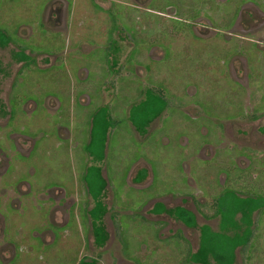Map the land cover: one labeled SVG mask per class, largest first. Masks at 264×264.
<instances>
[{
    "label": "flooded vegetation",
    "instance_id": "obj_1",
    "mask_svg": "<svg viewBox=\"0 0 264 264\" xmlns=\"http://www.w3.org/2000/svg\"><path fill=\"white\" fill-rule=\"evenodd\" d=\"M11 1L20 5L23 0ZM26 1L21 6L27 12L28 7L35 9L36 20L8 30L0 28V264L13 263L16 245L28 225L34 226L29 234L48 245L59 239L58 227L70 224L73 230L63 241L73 246L83 243L72 264H159L164 260L174 264H238L239 259L247 264L256 254L264 258V119L250 117V108L245 109L250 104L242 101L234 123L211 124L206 120L201 125L195 104L184 109L173 100L171 87L178 80V70L185 74L186 66L176 64L174 68L170 45L167 50L152 46V51L133 54L130 32L108 26L107 13L117 0H35L34 6L28 1L29 5L22 4ZM125 1H132L135 8L143 5L142 0ZM260 3L243 0L237 6L235 22L222 32L206 8L187 29L203 40L221 39L223 70H218L220 62H206L203 67H217L208 72L218 76V87L229 81L244 83L234 93L237 98H250L246 41L251 36L259 48L262 46L260 52L264 51L260 45L264 40V6ZM88 5L95 11L90 16L100 9L106 16L102 20L107 39L103 44L106 71L111 75L112 70L117 77L133 67L135 77L144 85L135 87L138 92L143 90L139 99L124 101L125 96L106 83L107 91L91 95L89 100L84 93L78 96L77 81H73L70 93L64 94L59 68L76 60L87 67L94 58L79 33L75 35L78 39L70 37L75 33L72 21L77 9ZM45 28L57 37L55 49L32 48ZM65 35L71 38L69 44L61 43ZM71 53H75L73 59L67 57ZM195 63L196 67L187 68V74L192 71L194 76L199 62ZM173 69L177 70L174 75ZM31 72H38V76ZM72 103L92 107L89 111L81 107L89 117L87 131L72 125L77 118ZM176 109L190 118L185 126L188 133L178 135L184 142L183 150L190 147L184 155L189 186L153 192L150 189L159 177L156 162L172 157L171 125ZM169 123L170 134L165 128ZM126 135L131 138L128 143L122 142ZM71 143L76 144L74 158L70 156ZM124 144L130 145L127 157L121 147ZM141 144L154 148L157 154L161 144L165 156L161 152V157L149 158L141 151ZM220 148L232 156L223 161ZM52 150L68 156L60 176L46 167ZM121 156L127 159L126 169L116 164ZM26 206H33L32 213L25 215ZM130 228L144 230L151 235L147 238L150 242L136 244L137 249L130 251V244L122 238ZM71 233L77 237L75 241ZM28 242L37 244L34 239Z\"/></svg>",
    "mask_w": 264,
    "mask_h": 264
},
{
    "label": "rangeland",
    "instance_id": "obj_2",
    "mask_svg": "<svg viewBox=\"0 0 264 264\" xmlns=\"http://www.w3.org/2000/svg\"><path fill=\"white\" fill-rule=\"evenodd\" d=\"M14 1H17V0H14ZM27 1L32 3L33 6L36 5L35 0H27ZM27 1L22 4L29 5ZM88 1L93 2L95 0H88ZM147 1L148 0H142L143 5L136 7V8L134 7L132 1L131 2L128 1L126 4H123L121 2H117V3L113 2V7L107 13V17L109 18V20H107V24H109L108 25L109 27H111L112 29L119 28V29L130 32V36H128V39L133 38L134 42L136 41V36H137L138 46H136V49L134 48L133 54H135L136 51L141 49L140 45H142L144 48H146L147 46L149 47L152 44V41L155 39L154 36H156V40H161V38L163 40H166L164 37V33H166V31L168 30L173 31V32L175 30V32H178V31L189 29L190 27L188 23L190 21L189 17L192 11L196 10L198 7L204 8V6L207 5L206 9H209L211 13H213L217 17L221 16L220 18L221 20L227 19L226 22L228 23V19L230 17L229 13L232 11L233 8L241 5V2L243 0H230L229 2H222L221 4H219L217 0L216 1L209 0L208 3H206L205 1H201V0H150L148 1V3ZM21 2H20V5H17V3L13 4L11 0H2V3L0 4V28L2 27L8 30V28L9 29L16 28L24 24H31V22L36 20L35 9H32L27 6L28 7V12H27V9L24 6H21ZM259 2H261L260 6H264V0H259ZM41 5L43 7V3ZM38 8L40 7L38 6ZM91 13L94 15L95 11L91 12L90 5L78 8L75 14L76 16L73 17L74 23L72 21V24L74 25L75 33H73L70 37L78 39V37H75V35L76 33H79L80 35L78 36H81L80 38H83L84 40L88 39L87 41L89 42V44L99 46L98 48L94 47L95 50L91 54V57L93 58V57H96L97 55H102V56L105 55V51H104L105 48H103V44L106 43L105 42L106 39L104 41V35L106 33L104 30V27L102 26V15L99 14L98 12L97 15L90 16ZM7 16L11 17L13 21L8 20L6 18ZM49 33H51L49 29L45 28L44 31L40 34V39H39L40 41H38V44H36L32 48L37 49L40 47H46V49H49L52 47L51 49L53 48L55 49V47H53L54 46L53 43L54 41L57 40V37L52 36L53 33L51 34ZM45 34L48 35L47 38H45L46 37ZM220 35L221 33L218 35V38L220 37ZM70 37L67 35L62 36L63 39L61 43L69 44L68 40H70L71 42ZM188 37L189 36L184 35V39H183L184 42L181 41L179 43L174 44L173 46L174 55L172 58V62H173L172 65H174L175 69L177 68L176 64L186 66L184 68L185 74H183V72L180 74L178 70V74H179L178 80H176L175 83L171 87V91L174 93V98H175L173 99L174 102L178 104H184L183 105L184 107L186 106L194 107V103H200L203 106L204 104L202 103H205V104L207 103L212 107L218 106V107H221L224 112L220 110L221 111L220 114L212 113L213 114L212 116L209 113H207V116L212 117V118L215 117V119H220V120H224L225 118L226 119L231 118L230 116L232 115L227 114L228 112L227 107L232 106L234 108H238L239 103H241V105L243 104L242 103L243 98H238L236 100L232 94H234L237 91L239 92V90H241L240 85L244 86V83L243 85L242 84L239 85V84H235L232 81H229L228 83L224 82L222 85L218 87V84H216V81H215L218 76L216 74L211 75L210 72H208V75L206 76L208 80L207 84L194 83L192 80H196L198 76H191V74L193 73L192 71H190V73L187 74L186 73L187 68L189 66L192 67L193 65L196 67V63H195L196 61L203 62V60H205L208 63L220 62L221 65H219L220 67L218 70H223V67L225 66V63H224L225 59L223 56V52L221 51H223L224 49H221V47L218 46L217 47L218 50H217L216 43L215 42L213 43L212 41H208V42H212V44H208L204 46H192V41L187 40ZM36 39L37 38L35 37L34 39H32V41L35 42ZM43 39H47L48 42L44 41ZM47 44H49V46ZM238 47L243 49V47H241V44L238 45ZM247 50H250V45L247 47ZM74 54L75 53H71L67 57L69 59H73ZM184 54L186 55L185 58L187 59H182V56ZM261 54L264 55V51L261 52ZM169 59H171V57ZM76 62L75 61L71 62V64L68 67L62 66L61 68H59L58 76H60V78L63 79V92L65 95L70 93V91L72 90L71 85H73L72 83H74V82L69 83L68 80L74 81L73 78H70V77H72L73 75L75 77L76 75L75 73L76 72L79 73L82 67L87 68L86 66H82L86 64L85 62L79 61V60H76ZM134 64H135V61H134ZM175 69H173V75L177 72V70ZM193 69L194 68H192V70ZM214 69H217V67L216 68L207 67V71L214 70ZM94 70L96 69H91L92 72ZM212 72L214 73V71ZM48 73L50 72H47L46 74H42V76L44 77L48 75ZM111 73H112L111 75L109 73L110 76L108 75L104 78H97L95 77V75H92L89 78L88 83L86 82L87 84H83L82 82H81L82 84H78V85L77 83H74V84H76L77 86L76 89L87 87L88 89L95 90L98 88V86H101V84L107 83V86L115 87L117 92H120L121 94L125 96L124 101H128V99H130L129 96L133 94V91L135 90L136 86L139 88L141 85H143L142 83L140 84V81L135 77L133 67H130L129 69H127V72L125 71V72H121L120 74H118L117 75L118 78L114 77L112 70H111ZM31 74H34L35 77L38 76V72H31L30 75ZM47 82H49V78H47ZM189 85L192 86V88H189L191 89L190 91L194 90L193 86L197 87L198 89L197 95L186 93V91L184 90V87L186 88ZM51 88L53 87L48 86V89H51ZM202 90H204L203 93H202ZM81 91L82 89L79 90L78 96L80 95ZM209 105L208 107H210ZM77 107L80 110V112L84 111L82 110L80 105H75L74 110H76ZM89 108H92V107L88 106V111H89ZM249 108L250 106L249 107H247V105L245 106L246 110ZM243 112H241V114ZM77 116L78 118L80 117L79 115ZM197 116L200 117L201 121L199 122H201V125L203 121L209 120L207 119V117L203 115L198 114ZM179 120H180L179 115H175L174 124L171 125V131L172 133H174L173 144L171 145V148L176 147V146L181 147V144L184 143L183 141H179L180 140L178 137L179 133H183V134L188 133V130L185 126L181 127L183 122L181 121V123H178ZM121 125L122 124H120L118 128L121 127ZM76 126L79 127L81 126V124L78 122ZM165 128L170 134V123ZM123 130L124 129H122V131ZM130 139H131L130 135H126V137L122 138V142L128 143V140ZM115 143L113 140L112 146H111L112 149H114ZM71 144L73 146V149L71 151L73 152L71 153L70 156L74 158L76 157V154H77L76 149H74L76 144L75 143H71ZM189 148H184L185 154L189 151ZM144 150L145 152L149 151L148 149H146V146L143 147V145L141 144V151L143 152ZM175 154H176V158H178V154H179L178 150H176ZM63 155L64 154L62 153L60 154L52 150L50 157L48 158V161L46 164V167L48 166L49 169H51L54 172V174L58 176L64 174L65 172L64 169L66 166L68 156L67 155L63 156ZM220 156H222V154H220ZM122 160L124 161L123 164H121L119 161H117L116 164L126 169L127 168L126 167V163H127L126 157L123 156ZM176 177H178L177 173H176ZM169 178L171 179V174L169 175ZM61 179L63 178L61 177ZM157 181L158 182L156 183V185L150 189L153 192L161 190V189H164V190L172 189L178 184L176 181H174V183H170V182L167 183L164 177H158ZM190 192L192 191L190 190ZM24 210H26L25 215H27L29 213H32L31 210H34V208L33 206L32 207L26 206V208L24 207ZM254 214L258 217L257 213L254 212ZM256 216H255V221H254L255 223L253 226L256 225ZM241 217L242 215L240 214L239 219H241ZM33 227H31V225H28L26 227V230H24V232H27V233H25L24 235H21L24 237H21L20 238L21 241L16 245L17 254L12 264H23L22 263L23 259H26V261H29L28 264H72V258L76 256L79 253L80 249L83 247V243H79L77 245L75 244V246H73L72 244L65 243V240L63 241V239L65 237H68L70 235V232H72L73 230L72 224L66 227H60V228L58 227L56 229V233L59 239L57 240L55 244H48V245H45V243L40 244L37 236L33 237L29 234V233H32V231L34 230ZM60 235L62 236V238H60ZM71 237H73V241H75V238H77L74 233H71ZM31 239H34L35 241H37L36 243L39 245L37 244L33 245L32 242L29 243L28 241ZM133 244L134 243L132 242V244L129 245V247L131 248L130 251L132 249H135V245ZM76 250H77V253H76ZM64 255H66L67 257L66 259H64ZM150 262H154V261H150ZM237 262L238 264H246L245 260H242V259L237 260ZM159 264H174V263L170 260H164V261H159ZM247 264H264V258L262 257L261 254L260 256L259 254H256L255 259H250V263H247Z\"/></svg>",
    "mask_w": 264,
    "mask_h": 264
},
{
    "label": "crops",
    "instance_id": "obj_3",
    "mask_svg": "<svg viewBox=\"0 0 264 264\" xmlns=\"http://www.w3.org/2000/svg\"><path fill=\"white\" fill-rule=\"evenodd\" d=\"M117 1H119V2L124 1L123 3H126L125 0H117ZM201 1H205L207 3V0H201ZM205 8H206V5L204 6V8L198 7L196 10L192 9L193 11L189 17V20L192 22V20H194L195 17L199 13L204 11ZM236 11H237V6L234 8L233 12L229 13L230 17L228 19V23L226 22L227 19L221 20L220 19L221 16L217 17L213 13L211 14V19L214 21V23H215L214 25L216 26L217 29L220 30V32L226 30L227 27H229L231 24H233L235 22L236 17H237ZM99 14L102 15V20H104V18H105L104 11L100 9ZM190 21L188 23H190ZM102 24H103V22H102ZM184 35L189 36L187 40L192 41V46H204V45L211 44L212 42L213 43L215 42L217 45L216 48L218 46L221 47V39H218V40L215 39L214 41L208 43V40H203L201 38H198L195 35V33H193L191 30H183V31H178V32H175V30H174V32L168 30V31H166V33H164V37L166 40H163L162 38H161V40H156V36H154L155 39L152 41V44L150 45L151 48H150V46L149 47L147 46L148 48L147 47L144 48L142 45H140L141 49L136 51V52H142L143 53V52H148L150 50L152 51L153 50L152 46H157V49L161 48V49L167 50V49H170L169 45H170L171 49L173 50L174 44L179 43L181 41L184 42V40H183ZM105 39H106V34L104 35V41H105ZM81 40L83 41L84 39L81 38ZM87 40L88 39L84 40L85 42L83 41L85 48H89V49H92L94 51L95 50L94 47H97V48L99 47V46L89 44V42ZM106 41H107V39H106ZM132 41H133V38H132ZM262 41H264V40H261L260 45H264V43ZM133 44H134L133 46H135V49H136V46H138L137 36H136V41H135V43L133 42ZM245 44H247V45H245V47H248L250 45V50H248V55H247L248 57L246 59V65H247V68L249 69L247 78L250 81V93L248 96L250 98H248V99L244 98L243 102H244V105L248 104V103L250 104V117H251V115H253L255 118L259 117L258 119L263 122L262 119H264L263 118V116H264V55L261 54V52H260V50H261L260 48H262V46L259 48L257 46L255 39L252 38L251 36H250V39H248ZM203 48H205V47H203ZM185 57H186V55L184 54L182 56V59H187ZM98 59H99V62L97 61ZM103 63H104L103 56L97 55L96 57H94L92 59V64L88 65L87 68L82 67V69L86 70V72L82 73L80 76L75 75L77 77H76V79L74 78V81L76 80L78 82V84H82V83L87 84L89 78L92 75H95V77H97V78H104V77L108 76L109 73L106 71L107 66H104ZM205 63H206L205 60H203V62H199L198 63V70L194 72V76H198V78L196 80H192V81L196 84H198V83L207 84L208 83V80L206 78V76L208 75L207 65H206V67H203V65ZM202 68H204V69H202ZM82 69H80V70H82ZM91 69H96V70H94L92 72ZM210 74L213 75L212 73H210ZM71 82H73V81H71ZM189 88H192V86L189 85L186 88L184 87V90L186 91L187 94H195V95L198 94L197 87L193 86V88H194L193 91L188 90ZM81 89H82V91L80 93H82V94L84 93V95H86L84 97L89 99V100H91L92 97H95V95L98 96V94H101V93H104L105 91H107L106 84H104V83L101 84V86H98V88L95 90L88 89L87 87L86 88H80V90ZM142 92H143L142 88L139 89V92L137 90H134L133 94H131L129 97H137V95L139 94L138 95V99H139L140 94ZM203 92H204V90H202V93ZM91 95H92V97H91ZM232 95L236 100L238 99L235 94H232ZM142 97H143V95H142ZM194 104L198 108L199 114L207 117V119H209L211 121V124L234 123L239 118L238 112L240 110V106H242L239 103L238 108H234L232 106L227 107V110H228L227 114L232 115V116H230L231 118H227V119L225 118L224 120H220V119H215V117H213V118L208 117L207 113H209L211 116L213 115L212 113L220 114L221 111H223L221 107H218V106L212 107L207 103L206 104L202 103V104H204V106L201 105L200 103H194ZM75 105H77V104L72 103L71 107L75 108ZM208 105L210 107H208ZM80 106L83 109H86V108H88L89 105H87V106L80 105ZM188 107L189 106H186L183 108L189 109ZM76 110H78V109H76ZM76 110H74V117L77 115H79L80 117L78 118V116H77V118L74 121H72V125L76 126V124L79 122L81 124V126L77 127V129L79 131H87L88 125H89L88 114L86 113V111H84V112L78 111L77 113H75ZM178 111H179L178 109L175 110V112H176L175 115H179V117H180V120L178 123H181V121H182L183 123L181 126H187V124L190 122V118L187 119L186 115L183 114L182 111L181 112H178ZM204 122L207 123V121H204ZM226 144L228 145L227 142H226ZM121 147H122V150H123L125 156L127 157V150L129 149L130 145L124 144ZM147 149L149 151L145 152V154L147 156H149V158H152V156H154V155H158V157H161L163 154V156H165V154L163 153V149H162L161 144H159V146H158V149L160 152L159 154H157L155 152L154 148H152V147H147ZM176 150H178V153H179L178 158H176V154H175ZM161 152H162V154H161ZM169 152L171 153V156H172L171 158H169L168 160H161L160 159L159 161L156 162V172L158 173L159 177H164L166 179L167 183H169V182L174 183V181H176L178 184L175 186V188L178 190H181V189L183 190L187 186H189L188 183L186 182L187 173L185 170L186 164H185V158H184L185 153H184L183 147L182 146L181 147H178V146L172 147ZM228 153H230V154H228ZM219 154L223 155L222 156L223 161H224V158L227 160V157L229 155L232 156L231 152L226 151L224 153V149H222V148L219 149ZM142 155H143V153H142ZM136 156H137V154H136ZM122 158H123V156H121L120 161L118 160L121 164L124 163ZM229 161H231V160H228L227 162H229ZM126 162H127V159H126ZM176 173H177L178 177H176ZM170 174H171V179L169 178ZM77 201H78V197H77ZM149 236H151V235L146 233L144 230L134 231L133 228H130L126 231V233L122 236V238H125V241L128 242L129 244H131L133 242L134 243L133 245H135V249H137L138 245H136V244H140L141 242H150V240L147 239ZM130 237H132V238H130ZM135 249H132V250L134 251Z\"/></svg>",
    "mask_w": 264,
    "mask_h": 264
}]
</instances>
